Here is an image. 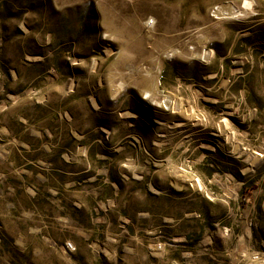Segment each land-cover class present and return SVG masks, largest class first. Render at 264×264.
<instances>
[{"label": "rangeland", "instance_id": "1", "mask_svg": "<svg viewBox=\"0 0 264 264\" xmlns=\"http://www.w3.org/2000/svg\"><path fill=\"white\" fill-rule=\"evenodd\" d=\"M0 264H264V0H0Z\"/></svg>", "mask_w": 264, "mask_h": 264}, {"label": "bare ground", "instance_id": "2", "mask_svg": "<svg viewBox=\"0 0 264 264\" xmlns=\"http://www.w3.org/2000/svg\"><path fill=\"white\" fill-rule=\"evenodd\" d=\"M231 7V6H230ZM230 10H231V8H230ZM229 13V12H228ZM230 14H231V12H230ZM230 16H232V15H230ZM197 55H199V54H195L194 53V56H197ZM168 100L167 99H163L162 101H161V105H163V106H168ZM158 103V102H157Z\"/></svg>", "mask_w": 264, "mask_h": 264}, {"label": "trees", "instance_id": "3", "mask_svg": "<svg viewBox=\"0 0 264 264\" xmlns=\"http://www.w3.org/2000/svg\"><path fill=\"white\" fill-rule=\"evenodd\" d=\"M247 185L245 186H242L241 189L239 190V192L243 193L244 192V189H246Z\"/></svg>", "mask_w": 264, "mask_h": 264}]
</instances>
